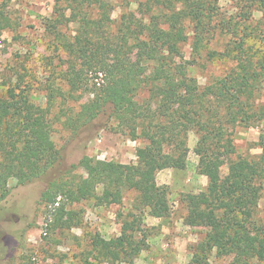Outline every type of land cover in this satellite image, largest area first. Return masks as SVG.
I'll return each instance as SVG.
<instances>
[{
  "label": "trees",
  "instance_id": "obj_1",
  "mask_svg": "<svg viewBox=\"0 0 264 264\" xmlns=\"http://www.w3.org/2000/svg\"><path fill=\"white\" fill-rule=\"evenodd\" d=\"M136 3L139 17L122 12L115 20L110 0L54 1L44 30L55 50L65 54L61 79L69 89L65 94L54 89L46 108L32 103L25 87H10L0 97V205L9 196L11 180L16 186L44 181L39 203L57 204V225L71 216L63 201L118 205L123 193L131 191L135 199L130 220L116 237L95 235L90 256L108 264H133L147 247L144 237H137L143 210L156 219L170 212L168 188L156 183V175L185 170L188 133L193 131L195 169L207 184L182 197L185 225L205 229L192 261L207 264L214 253L229 257V264H264V220L257 217L264 185V134L256 144L258 155H236L233 140L237 124L247 128L264 121V54L249 46L264 31V0H236L233 13L225 12L219 0ZM255 11L261 18L252 27ZM186 44L189 60L182 52ZM199 61L231 67L201 86L193 76ZM56 91L61 99L79 91L90 98L76 111L61 107L51 117ZM101 116L115 123L114 131L141 142L135 163L84 156L65 168L52 139L53 118L75 138L85 133L86 142L90 137L80 131L102 121ZM79 168L85 178L77 173Z\"/></svg>",
  "mask_w": 264,
  "mask_h": 264
},
{
  "label": "rangeland",
  "instance_id": "obj_2",
  "mask_svg": "<svg viewBox=\"0 0 264 264\" xmlns=\"http://www.w3.org/2000/svg\"><path fill=\"white\" fill-rule=\"evenodd\" d=\"M54 1L0 0V97H5L10 87H25L31 102L46 108L54 89L61 91L60 94H65L69 89L61 79L65 54L61 49L55 50L52 37L44 30V23L52 15ZM110 1L113 19L118 20L122 12L140 16L136 3L139 0ZM219 5L225 12L233 13L236 0H219ZM260 18V13L255 11L251 26L255 27ZM73 28L71 25L66 33ZM249 46L254 52L264 54V31L262 37L250 41ZM182 52L184 58L189 60L188 44ZM204 62L199 61L193 72L201 86L208 79L223 76L231 67L224 62ZM89 98L87 93L80 91L66 99H61L57 94L50 116L60 114L61 107L76 111ZM61 100H64L63 104ZM100 118L103 120L98 119L87 131H80L90 137L86 142L85 133L75 138L70 129L53 118L52 139L63 157L65 168L77 164L84 156L95 161L135 163V150L142 145L141 142L114 131L115 123L107 121L106 116ZM61 119L64 120V117L61 116ZM261 134H264V121L247 128L237 124L233 138L236 155L260 154L256 144ZM196 142L197 136L190 131L187 141L190 152L185 170L166 169L157 173L156 183L168 188L170 212L166 217L156 219L143 210L137 237H144L147 247L133 264H195L192 261L195 246L203 239L205 229L185 225L186 209L182 197L202 191L207 184L206 178L198 175L195 169L198 158L193 149ZM226 170L227 165H224L222 174ZM77 173L82 178L86 177L81 168ZM45 185L44 181L26 186H16L14 180L9 182V196L0 205V264H108L90 256L92 238L99 235L109 240L120 235L124 221L130 220L128 216L134 211L135 194L125 191L118 205H98L94 199L72 205L61 201L71 216L54 225L57 204L39 203ZM257 217L264 220V185ZM229 262V257H219L214 253L207 260V264Z\"/></svg>",
  "mask_w": 264,
  "mask_h": 264
}]
</instances>
